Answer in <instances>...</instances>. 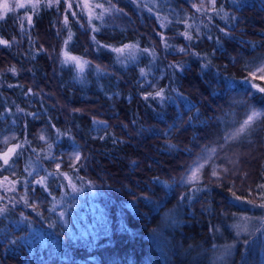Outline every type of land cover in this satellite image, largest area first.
<instances>
[{
    "label": "trees",
    "instance_id": "16d2710c",
    "mask_svg": "<svg viewBox=\"0 0 264 264\" xmlns=\"http://www.w3.org/2000/svg\"><path fill=\"white\" fill-rule=\"evenodd\" d=\"M100 3L0 19V264H264V0Z\"/></svg>",
    "mask_w": 264,
    "mask_h": 264
},
{
    "label": "snow or ice",
    "instance_id": "6c2138e0",
    "mask_svg": "<svg viewBox=\"0 0 264 264\" xmlns=\"http://www.w3.org/2000/svg\"><path fill=\"white\" fill-rule=\"evenodd\" d=\"M56 2L58 3L59 0H56ZM20 7H23L24 5L21 4L19 5ZM69 7H71V5H69ZM95 7H99V8H103V5L102 4H97L95 5ZM0 8H2L3 10V13H7L8 11H11L13 10L7 0H4V2L2 4H0ZM110 9H104V11H109ZM199 10V9H197ZM3 13H0V19L3 18ZM102 15V14H101ZM96 18H100L99 16H97ZM31 22V18H29V23ZM65 24H67V17H65ZM189 39L191 38L190 36L188 37ZM71 39V35H69V40ZM0 43L2 44H5L7 45L8 44V41H4V40H0ZM67 43V41H66ZM133 46H128L126 45L124 48H116V49H113L115 52H117L119 55H123L125 50L126 49H129ZM129 55H131V53H129ZM64 63H69V62H72V63H75L78 70L80 72H83V69H84V66L85 64H87V61H81L80 58L78 57H74V56H69L67 54V52H65V60L63 61ZM11 71L15 72V69H10ZM258 71L264 73V66L260 67L258 69ZM261 92H264V88H261L260 89ZM157 96H162V92H158L156 93ZM261 117H264V112H260V111H256V110H252L251 113L249 115H247V118L243 121L242 125L240 126L239 129L236 130L235 133L232 134V138H236L237 136H239L240 134L246 132L250 127L251 125L259 118ZM43 139V137H41ZM7 141H5L6 143ZM19 147V146H17ZM212 151H215V149H213ZM15 153V148H10L8 149V151L4 152L2 156H0V159H3V162L5 165L8 164V161L11 157L12 154ZM76 159L78 160L79 159V156L77 155ZM203 165L200 164V165H197V168L195 169V171H193L192 173V179H196L197 178V173L199 172V169L202 168ZM215 175V173H213ZM43 179H41L40 181H38V183H41L43 184ZM261 207H264V204L260 205ZM2 211V210H0ZM239 227V226H237Z\"/></svg>",
    "mask_w": 264,
    "mask_h": 264
},
{
    "label": "rangeland",
    "instance_id": "374dc122",
    "mask_svg": "<svg viewBox=\"0 0 264 264\" xmlns=\"http://www.w3.org/2000/svg\"><path fill=\"white\" fill-rule=\"evenodd\" d=\"M56 0H45V2L47 4H50L51 2H54ZM4 2V0H0V4H2ZM9 6L12 9H23V8H27L29 5L31 6L32 4H35L37 2H39V0H7ZM64 2L66 3V5L68 6V8L71 11H75L74 9L77 8L78 10H82L84 12V14L88 17L91 18L93 16H95L97 14V10L98 13H102L103 12V8H99V7H95V5L97 4H101L100 0H64ZM23 4V7H20L19 5ZM69 5H71V7H69ZM0 13H3L2 8H0ZM68 54V53H67ZM61 55H63L65 57V52L61 50ZM69 56H74V57H78L80 58L81 61H87V64H85V66L88 65L89 60L87 58H85L84 56L81 55H74V54H68ZM84 66V67H85ZM264 66V61L260 62L257 66H255L252 69V74L258 78H260L262 81H264V73L258 71V69L260 67ZM252 111V110H251ZM251 111L249 112V114L251 113ZM257 111V110H256ZM248 114V115H249ZM247 118V117H246ZM243 123V121H242ZM242 123L240 124V126L242 125ZM239 126V127H240ZM10 148H14L13 145L8 146L7 148H5L1 155H3L4 152L8 151V149ZM201 162L196 163L190 173V177L192 178V173L193 171H195V169L197 168V165H200ZM198 174V173H197ZM0 186L2 188H8L11 186L10 181L6 178V179H0Z\"/></svg>",
    "mask_w": 264,
    "mask_h": 264
}]
</instances>
